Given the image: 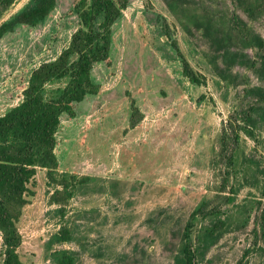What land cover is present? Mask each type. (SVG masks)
<instances>
[{
  "label": "rangeland",
  "instance_id": "374dc122",
  "mask_svg": "<svg viewBox=\"0 0 264 264\" xmlns=\"http://www.w3.org/2000/svg\"><path fill=\"white\" fill-rule=\"evenodd\" d=\"M44 1L0 0V25ZM78 2L52 0L45 18L15 23L0 38V115L23 99L31 72L69 44L81 26ZM205 16L224 33L245 25L222 49L214 31L198 29ZM256 36L264 41V9L249 17L236 0H130L111 27L110 62L92 66L96 92L60 115L53 178L38 167L32 179L17 223L21 260L181 264L188 224L192 264H264V98L254 90L264 91V46ZM172 41L204 84L182 74ZM62 179L72 195L56 202ZM217 220L225 223L218 237L205 238ZM63 228L69 240L59 239Z\"/></svg>",
  "mask_w": 264,
  "mask_h": 264
},
{
  "label": "trees",
  "instance_id": "16d2710c",
  "mask_svg": "<svg viewBox=\"0 0 264 264\" xmlns=\"http://www.w3.org/2000/svg\"><path fill=\"white\" fill-rule=\"evenodd\" d=\"M11 1L5 0L6 3ZM129 1L79 0L77 11L81 26L72 34L69 44L54 60L41 63L31 72L23 91V99L0 115V231L4 245L1 264H28L21 260L17 252L20 244L17 223L33 193L32 179L38 167L45 168L48 176L53 178L58 167L54 147L60 115H73L76 103L96 92V85L91 78L92 66L97 62H110L111 27ZM236 1L249 17L264 9V0H254V3H249V0ZM51 8L52 0H46L17 14L11 21L0 25V38L15 23L33 24L42 20ZM235 24L231 33H224L215 30L212 21L205 16L197 27L206 35L214 31V39L223 49L227 41L231 40L233 31L237 29L241 32L245 25L244 21L241 26L238 22ZM254 40L259 48L264 46L259 36ZM172 46L180 61L182 74L194 84H204V78L191 67L175 41H172ZM261 63L259 72L264 74V56ZM55 81H60L61 85L45 94L46 84ZM254 90L264 98V91L257 88ZM223 143L225 140L222 139ZM57 183L62 188L55 190L54 201L66 200L72 195L69 184L65 179ZM57 196L63 198L57 200ZM224 225L223 221H215L204 232V237L216 239V231ZM59 235L60 240L70 239L66 228ZM181 240L180 255L176 256V260L181 264H192L193 251L188 224L182 230ZM59 262L71 264V257L63 254Z\"/></svg>",
  "mask_w": 264,
  "mask_h": 264
}]
</instances>
